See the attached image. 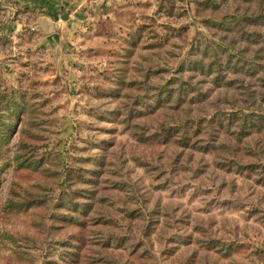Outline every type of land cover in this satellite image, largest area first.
<instances>
[{"label": "rangeland", "instance_id": "1", "mask_svg": "<svg viewBox=\"0 0 264 264\" xmlns=\"http://www.w3.org/2000/svg\"><path fill=\"white\" fill-rule=\"evenodd\" d=\"M0 264H264V0H0Z\"/></svg>", "mask_w": 264, "mask_h": 264}]
</instances>
